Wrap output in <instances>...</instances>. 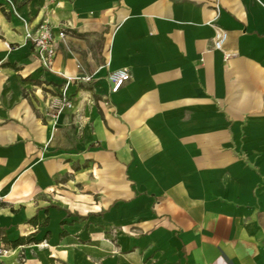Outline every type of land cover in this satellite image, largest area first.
Here are the masks:
<instances>
[{"label": "crops", "instance_id": "crops-1", "mask_svg": "<svg viewBox=\"0 0 264 264\" xmlns=\"http://www.w3.org/2000/svg\"><path fill=\"white\" fill-rule=\"evenodd\" d=\"M0 194V264H264V0H0Z\"/></svg>", "mask_w": 264, "mask_h": 264}, {"label": "built area", "instance_id": "built-area-1", "mask_svg": "<svg viewBox=\"0 0 264 264\" xmlns=\"http://www.w3.org/2000/svg\"><path fill=\"white\" fill-rule=\"evenodd\" d=\"M14 13L19 17L24 26V38L31 44L34 55L39 61L40 65L48 70H52V62L56 53V37L53 32V26L48 22L43 21L39 24L31 27L27 20L19 16L15 12V7L12 2L8 1ZM213 37H212V49L223 51L226 57L230 56V52L224 49V43L227 39V31L215 24H213ZM59 38L65 36V29H61L58 32ZM61 75V74H59ZM62 76V75H61ZM64 80L61 84L58 92L51 96L48 101V108L53 115H59L66 109H70L73 104L69 97L68 87L73 82L89 83L92 80L90 75L82 76H63ZM108 82L110 84V92H117L124 83L130 79V72L127 68H118L112 70L107 75ZM3 200V196L0 194V202ZM7 252V251H2ZM1 254V250H0Z\"/></svg>", "mask_w": 264, "mask_h": 264}, {"label": "rangeland", "instance_id": "rangeland-1", "mask_svg": "<svg viewBox=\"0 0 264 264\" xmlns=\"http://www.w3.org/2000/svg\"><path fill=\"white\" fill-rule=\"evenodd\" d=\"M83 165H85L86 164V161H82L81 162ZM95 196H97V194L95 195ZM95 199H97V198H95ZM79 218V217H78ZM0 235H1V233H0ZM8 249H9V247L7 246V245H5L4 243H2V242H0V250H1V254L0 255H2V254H5V252H2V251H8ZM7 253V252H6Z\"/></svg>", "mask_w": 264, "mask_h": 264}, {"label": "trees", "instance_id": "trees-1", "mask_svg": "<svg viewBox=\"0 0 264 264\" xmlns=\"http://www.w3.org/2000/svg\"><path fill=\"white\" fill-rule=\"evenodd\" d=\"M4 241H6L4 238H2ZM25 241H30L28 240L27 238H23V237H20L19 239H17L15 242H13V244H16V243H23Z\"/></svg>", "mask_w": 264, "mask_h": 264}]
</instances>
